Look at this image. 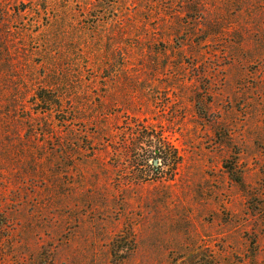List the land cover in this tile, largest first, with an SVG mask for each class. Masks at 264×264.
Segmentation results:
<instances>
[{"label": "rangeland", "instance_id": "374dc122", "mask_svg": "<svg viewBox=\"0 0 264 264\" xmlns=\"http://www.w3.org/2000/svg\"><path fill=\"white\" fill-rule=\"evenodd\" d=\"M0 264H264V0H0Z\"/></svg>", "mask_w": 264, "mask_h": 264}, {"label": "trees", "instance_id": "16d2710c", "mask_svg": "<svg viewBox=\"0 0 264 264\" xmlns=\"http://www.w3.org/2000/svg\"><path fill=\"white\" fill-rule=\"evenodd\" d=\"M154 152L156 153V155H157V154L159 155V153H160V152H159V151H157V150H155Z\"/></svg>", "mask_w": 264, "mask_h": 264}, {"label": "water", "instance_id": "95a60500", "mask_svg": "<svg viewBox=\"0 0 264 264\" xmlns=\"http://www.w3.org/2000/svg\"><path fill=\"white\" fill-rule=\"evenodd\" d=\"M157 163V161L156 160H154V164H156Z\"/></svg>", "mask_w": 264, "mask_h": 264}]
</instances>
